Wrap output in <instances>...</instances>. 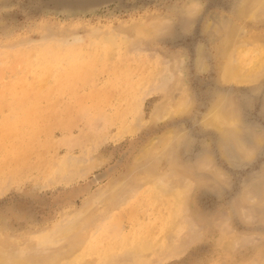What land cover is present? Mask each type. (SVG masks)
I'll return each mask as SVG.
<instances>
[{
	"label": "rangeland",
	"instance_id": "obj_1",
	"mask_svg": "<svg viewBox=\"0 0 264 264\" xmlns=\"http://www.w3.org/2000/svg\"><path fill=\"white\" fill-rule=\"evenodd\" d=\"M0 264H264V0H0Z\"/></svg>",
	"mask_w": 264,
	"mask_h": 264
},
{
	"label": "bare ground",
	"instance_id": "obj_2",
	"mask_svg": "<svg viewBox=\"0 0 264 264\" xmlns=\"http://www.w3.org/2000/svg\"><path fill=\"white\" fill-rule=\"evenodd\" d=\"M180 108V107H179Z\"/></svg>",
	"mask_w": 264,
	"mask_h": 264
}]
</instances>
